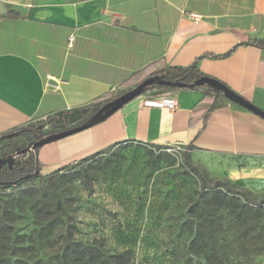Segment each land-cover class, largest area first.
<instances>
[{"label": "crops", "instance_id": "0c3cea01", "mask_svg": "<svg viewBox=\"0 0 264 264\" xmlns=\"http://www.w3.org/2000/svg\"><path fill=\"white\" fill-rule=\"evenodd\" d=\"M184 11L203 18L194 22ZM257 38H264V0H0V134L98 97L115 99L136 87L127 80L141 70L146 77L194 63L264 110V48L248 44ZM175 91V109L147 107L142 95L43 146L42 171L126 140L190 145L189 156L206 160L217 180L263 199L264 117L222 97L205 120L215 96ZM51 128L47 121L44 130Z\"/></svg>", "mask_w": 264, "mask_h": 264}, {"label": "rangeland", "instance_id": "374dc122", "mask_svg": "<svg viewBox=\"0 0 264 264\" xmlns=\"http://www.w3.org/2000/svg\"><path fill=\"white\" fill-rule=\"evenodd\" d=\"M27 142L0 144V155ZM186 147L126 140L52 174L0 185V219L22 250L9 264H110L128 250L136 264H200L218 249L224 264H264V203L203 188L183 162ZM190 159L209 185L217 180L206 160ZM87 248L100 252L97 263L72 254Z\"/></svg>", "mask_w": 264, "mask_h": 264}, {"label": "trees", "instance_id": "16d2710c", "mask_svg": "<svg viewBox=\"0 0 264 264\" xmlns=\"http://www.w3.org/2000/svg\"><path fill=\"white\" fill-rule=\"evenodd\" d=\"M248 44L258 45L260 47L264 48V38H257L252 41H249ZM228 52L226 55H218L220 57H225L229 54ZM154 75H159L163 77L165 80H172V81H179L184 82L188 85L193 86H187L184 88H177L173 86L165 87L159 84H154L151 86H148L142 95H145L149 92L152 93H160L164 91L169 90H184V89H192V90H201L207 95L215 96V102L213 106L210 108L208 114L205 117V120L208 119L210 116V113L218 106L219 100L222 97H225L223 92L219 89H217L214 86H210L207 84H198L195 85V83L200 79L201 77H204L205 75L200 70L199 66H197V63H194L189 66H183V67H177V66H168V68L160 69L157 71H153V73L149 74L145 77V70H141L138 73L133 74L130 76L127 80L128 83H135L136 86L139 85L140 82H142L144 79L149 77H154ZM141 95V96H142ZM114 98L110 97H98L95 99L94 102L87 105L86 108H88V112L85 115L84 118L78 123L77 125H80L81 123L87 121L90 117H92L97 110H99L104 105L108 104L111 100ZM44 124V127L47 123L45 121H36L33 123H30L25 126L17 127L9 132H6V134H0V144H3L7 141L11 142L15 138H26L28 140L27 143H22L21 145L17 146L16 148L12 149V153L17 154L18 152H21L24 150L30 142L36 141L38 139H41L45 136L51 135V133H56L55 130L51 131H45L44 127L40 128L39 125ZM46 132V135L44 136L42 133ZM8 134H13L12 136H8ZM18 144V143H17ZM43 146L37 147L35 151H24L22 153V156H24V159L16 160L14 157V163L11 166H2L0 168V185L6 186L8 184H16L25 178L34 177L37 174H40L42 172V163L41 160L38 158V151ZM190 149V145H188L185 149V151L182 153L183 156V162L187 166L188 169L193 171L200 179L201 185L203 188H214L219 186H223L226 190V192L238 194L242 196L245 202L248 203H254L257 205H261L264 203V198L261 199L260 202H255L253 199H251L247 193H245L243 190L239 188H229L228 185L221 181L216 180L212 185H209L206 179L203 177V175L200 173V170H198V167L191 161L188 150ZM102 151L96 152L101 153ZM30 153V154H29ZM2 154L5 155L3 152ZM27 155V156H25ZM93 155L82 158L80 161L84 159H89ZM8 157V156H7ZM22 159V158H21ZM80 161H77L80 162ZM67 166V165H65ZM62 167L57 168L49 172L48 174H52V172L59 171ZM55 177L52 175L51 179H54ZM12 230V226L8 224L3 219H0V264H9L10 263V255H15L21 252L22 250L16 246V240L11 242L12 236L10 234ZM264 249V248H263ZM261 249H257L256 251L260 252ZM209 251V250H206ZM72 254L74 255L75 259L77 260H86V262H95L99 261L100 257L102 256L100 252L92 250V249H84L83 251H79L78 249H75ZM134 253L131 250L124 251L121 253H116L113 256H111L109 259L110 264H136V258L134 259L133 256ZM66 256V255H65ZM224 257L225 253L220 252V250H214L210 252L209 257L207 258V263H200V264H224ZM19 262V261H18ZM17 262V263H18Z\"/></svg>", "mask_w": 264, "mask_h": 264}, {"label": "water", "instance_id": "95a60500", "mask_svg": "<svg viewBox=\"0 0 264 264\" xmlns=\"http://www.w3.org/2000/svg\"><path fill=\"white\" fill-rule=\"evenodd\" d=\"M154 84H159L165 87L173 86L177 88L193 86V85H188L184 82L182 83L179 81H172V80L168 81L159 75H154V77H149V78L144 79L142 82L139 83L138 86L124 92L123 94L119 95L115 99L111 100L108 104L104 105L99 110H97L92 117H90L87 121L81 123L80 125H77V124L80 123V121L84 118L86 113L89 111L88 108L83 107L80 109L75 108L70 111H67V110L60 111L56 114L57 116L49 119L48 123L51 124L52 122H54L55 127L57 129H65V130L56 132V133H51V135H48L36 141L30 142L24 150H22L21 152H18L17 154H21L24 151H35L37 147L45 146L47 144H50L51 142L65 139L67 136L80 133L81 131L87 130L88 128L95 126V124L97 123L107 120L108 118H110V116L115 114V112L122 109L127 103L141 96L142 93L145 92L148 86H151ZM198 84H207L210 86H214L217 89L221 90L227 99L229 98L230 100L236 102L242 107H245L248 110L253 111L257 115H261L264 117L263 109L256 107L245 97L238 95L231 88H229V86L227 87L221 81H218L215 78L204 76L198 79V81L195 83V85H198ZM69 125H71L72 127L66 128ZM39 127L43 128L44 125L40 124ZM12 135L13 134H8V136H12ZM17 154L12 153L6 159L0 158V168L2 166H5L6 168L7 166H11L14 163L13 158L16 157Z\"/></svg>", "mask_w": 264, "mask_h": 264}, {"label": "built area", "instance_id": "2783aa9c", "mask_svg": "<svg viewBox=\"0 0 264 264\" xmlns=\"http://www.w3.org/2000/svg\"><path fill=\"white\" fill-rule=\"evenodd\" d=\"M184 13L187 15V17L194 21L197 22L203 18V15L196 12V13H187L184 11ZM145 98L143 99V104L147 107H166V108H171L175 109L179 105V100L176 95L175 90H169V91H164L160 93H152L149 92L145 95H143Z\"/></svg>", "mask_w": 264, "mask_h": 264}, {"label": "flooded vegetation", "instance_id": "af4514ba", "mask_svg": "<svg viewBox=\"0 0 264 264\" xmlns=\"http://www.w3.org/2000/svg\"><path fill=\"white\" fill-rule=\"evenodd\" d=\"M52 124V128H51V130H55V132H60V131H63V130H65V129H57L56 127H55V124H54V122H52L51 123ZM69 127H72L71 125H69L68 127H66V128H69ZM5 153V155L4 154H1L0 155V158H3V159H6L7 158V156H9V155H11L12 154V149L10 150V151H6V152H4ZM23 153V152H22ZM22 153L21 154H17L16 155V160L18 161V160H23L24 159V156H22ZM30 154V153H29ZM25 156H27V155H25ZM22 158V159H21Z\"/></svg>", "mask_w": 264, "mask_h": 264}]
</instances>
